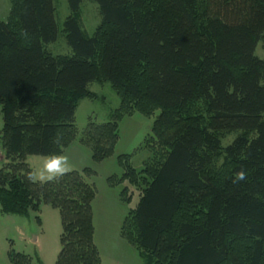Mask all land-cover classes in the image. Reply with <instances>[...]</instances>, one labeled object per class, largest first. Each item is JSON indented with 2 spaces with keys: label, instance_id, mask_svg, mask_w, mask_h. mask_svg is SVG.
Masks as SVG:
<instances>
[{
  "label": "trees",
  "instance_id": "obj_1",
  "mask_svg": "<svg viewBox=\"0 0 264 264\" xmlns=\"http://www.w3.org/2000/svg\"><path fill=\"white\" fill-rule=\"evenodd\" d=\"M83 1L66 0L70 55L44 48L59 34L52 0H9L0 22V212L58 210L56 264H101L93 171L38 182L25 159L62 155L77 137L79 102L96 98L88 86L109 83L119 107L79 139L93 162L114 154L124 117L158 112L151 157L136 171L121 155L123 173L107 179L140 190L121 237L146 264H264V60L255 56L264 0H90L101 18L92 37L79 26Z\"/></svg>",
  "mask_w": 264,
  "mask_h": 264
},
{
  "label": "rangeland",
  "instance_id": "obj_2",
  "mask_svg": "<svg viewBox=\"0 0 264 264\" xmlns=\"http://www.w3.org/2000/svg\"><path fill=\"white\" fill-rule=\"evenodd\" d=\"M55 8V21L59 31L56 42L44 48L53 56L70 55L71 49L62 34L63 23L70 12L66 0H52ZM10 10L9 0H0V22H5ZM101 18L95 2L85 0L79 8V26L83 34L92 37L100 24ZM255 56L264 60V49L260 42L255 49ZM88 90L96 95L95 99H83L75 112V127L77 137L66 152L60 156L66 158L67 172H81L85 168L93 171V179L97 194L94 206V244L97 247L101 264H146V260L120 235L121 225L134 209L139 200V189L127 182L115 187H109L107 179L110 176L120 177L123 169L118 164V157L127 155L130 165L140 171L151 153L146 141L151 135V126L158 112L152 117H146L138 112L124 117L118 127V141L114 154L96 163L91 159V149L80 142L89 122L100 125L110 121V116L120 105V99L109 83H91ZM2 114L0 107V130ZM236 134L226 136L223 146L230 144ZM70 144V145H71ZM49 157L27 156L25 163L32 170L35 181L49 180L45 165ZM5 163L4 152L0 142V168ZM115 173V174H113ZM127 188L125 197L121 200V191ZM93 213V211H92ZM38 218V219H37ZM62 232L59 212L48 205L42 204L39 212H28L27 215L3 214L0 212V264H13L8 252L26 256L28 264H56L60 251V235Z\"/></svg>",
  "mask_w": 264,
  "mask_h": 264
},
{
  "label": "clouds",
  "instance_id": "obj_3",
  "mask_svg": "<svg viewBox=\"0 0 264 264\" xmlns=\"http://www.w3.org/2000/svg\"><path fill=\"white\" fill-rule=\"evenodd\" d=\"M66 158L63 156H53L47 164L45 165V169L49 174V179L63 175L66 171ZM240 178L243 179V174L240 175Z\"/></svg>",
  "mask_w": 264,
  "mask_h": 264
},
{
  "label": "crops",
  "instance_id": "obj_4",
  "mask_svg": "<svg viewBox=\"0 0 264 264\" xmlns=\"http://www.w3.org/2000/svg\"><path fill=\"white\" fill-rule=\"evenodd\" d=\"M70 147H72V144L66 149V150H68ZM66 150L64 151V153L66 152ZM73 171H75V170H73ZM113 174H115V173H113ZM116 176V175H115ZM92 179H93V176L92 177H90L89 179H88V182L89 183H91V181H92ZM93 184V183H92ZM94 185V184H93ZM96 196H97V194H96ZM95 196V198H94V200H93V202H92V211H93V213H92V218H93V220L95 219L94 218V206H95V203L97 202V197Z\"/></svg>",
  "mask_w": 264,
  "mask_h": 264
}]
</instances>
